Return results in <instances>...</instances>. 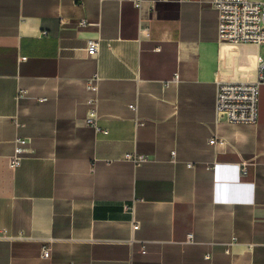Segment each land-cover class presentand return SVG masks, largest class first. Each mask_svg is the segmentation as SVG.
Returning <instances> with one entry per match:
<instances>
[{
    "label": "crops",
    "instance_id": "crops-1",
    "mask_svg": "<svg viewBox=\"0 0 264 264\" xmlns=\"http://www.w3.org/2000/svg\"><path fill=\"white\" fill-rule=\"evenodd\" d=\"M261 57L213 0H0V264H264V86L256 125L215 110Z\"/></svg>",
    "mask_w": 264,
    "mask_h": 264
},
{
    "label": "built area",
    "instance_id": "built-area-1",
    "mask_svg": "<svg viewBox=\"0 0 264 264\" xmlns=\"http://www.w3.org/2000/svg\"><path fill=\"white\" fill-rule=\"evenodd\" d=\"M133 2L137 8L142 7L143 0H133ZM213 6L218 13L219 40L221 42L264 45V0H213ZM79 24L81 26L88 25L85 20L80 21ZM99 45V41L96 39L88 41L87 53L90 57H96L99 54ZM178 78V74L175 75V80H178ZM262 86H264V58L261 57L258 63L256 80L222 82L219 84L215 107L217 121L256 125L259 121ZM96 88L95 84H89V89L96 91ZM130 108L134 111L137 109L135 105H130ZM97 121L98 114L96 110H93L89 114L88 123L100 132L101 129ZM215 142V139L210 141L211 144H215ZM27 144L26 139L15 141L10 162L11 169L16 170L21 166L27 154ZM173 157H175V152ZM125 158L132 161L136 166L141 165L148 159L146 156L136 153H128ZM244 169L245 165H243V172ZM134 227L137 230L139 228L138 223ZM190 237H192V234ZM2 238H6L5 233L0 234V239ZM43 257L50 259V247L43 249Z\"/></svg>",
    "mask_w": 264,
    "mask_h": 264
}]
</instances>
